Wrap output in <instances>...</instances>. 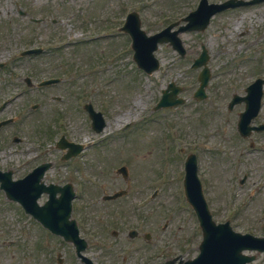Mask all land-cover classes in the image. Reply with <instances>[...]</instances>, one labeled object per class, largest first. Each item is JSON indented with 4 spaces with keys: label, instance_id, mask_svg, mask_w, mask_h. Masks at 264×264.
<instances>
[{
    "label": "rangeland",
    "instance_id": "374dc122",
    "mask_svg": "<svg viewBox=\"0 0 264 264\" xmlns=\"http://www.w3.org/2000/svg\"><path fill=\"white\" fill-rule=\"evenodd\" d=\"M188 1L194 0H0V64L5 63L6 67L14 60L13 57H18L20 51L30 47L51 49L37 57L14 60L5 70H0V104L5 100L10 102L0 117L16 118L14 124L0 129V170L12 166L17 171L18 168L12 164L24 156L34 158L36 147L40 148L41 145L44 158L59 161L61 152L54 148V142L60 134L84 144H92L95 140L106 141L111 136L108 139L113 141L106 146L101 148L103 143H100V146L87 148L72 163L76 171L73 172L70 165L61 167L62 171L74 175L79 183L80 197L79 200L77 198V211L73 216L78 221L81 236L89 244L85 253L96 259L98 264H163L166 258L178 254L191 258L197 253L194 247L195 234L190 237L187 226L191 225L194 230L197 227L191 222L189 210L179 195L181 160L184 155L172 153L174 142L165 139V136L175 130L173 134L178 138L176 140L181 147H186L193 130L203 132L209 127L218 131L219 128L218 133L221 135V129L231 127V122L223 127L222 124L214 123V120L208 122V126L198 125L196 119L203 117L199 111L207 112L208 105L191 101L188 94L192 90L190 86L181 94L187 99L183 106L157 110L159 112L149 117L165 82L172 79L179 85H189L196 81V71H188L175 53L160 45L156 53L161 63L160 69L151 77L146 76L136 70L133 63L128 64L121 57L127 41L117 31L109 29L119 22L122 13L130 7L139 11L142 27L152 33L170 20L167 14L180 13L185 3L194 5ZM17 10L25 11L28 16L20 17ZM116 10L117 16L109 21L110 15ZM9 12L13 23L6 25V29L4 23L8 17L5 13ZM80 12L96 22V26H92L89 31L97 36L98 41L71 47L73 40L84 37L80 31L83 25L79 16L74 15ZM28 17L42 18L43 21L31 26ZM242 24L247 25L251 32H254V28L260 31L264 26V4L216 16L202 37L193 33L183 34L186 44L194 53L200 41L208 48V66L211 70L209 91L215 100H219L218 105L222 108L226 102L224 98L231 93L233 82L244 83L258 67V70L264 69L253 63H242L240 67L234 68V64L224 65L221 60L219 47H232ZM217 33L220 34L217 36ZM195 39H198L197 42ZM58 47L65 48L59 51L56 49ZM245 52L249 54L248 50ZM105 60L106 65L103 67L96 64ZM89 65L93 67L91 76L88 73ZM56 67L65 72L64 82L56 86L28 89L19 79L27 76V73L36 75L35 80L51 77L50 74H58ZM184 81L186 83H181ZM195 85H192L193 88ZM54 96L60 97L59 101L54 100ZM138 100L139 103L136 102ZM86 102H91L104 115L106 127L99 135L89 127V120L82 109ZM31 104H38V107L32 110ZM117 118L120 123L114 125ZM126 124L130 127L121 133ZM50 132L54 134L50 136ZM13 136L20 138L21 142L14 144ZM231 144L228 141L226 145ZM223 157L216 160L201 148V171L211 182L210 209L214 220L228 219L237 231L264 236V208L261 206L264 193L254 199L248 196L249 191L243 187L240 192L233 191L232 200L228 196L226 201L230 169L253 171V176H256L264 171V163L235 162L233 167V161ZM121 165L128 168L130 196L106 203L102 200L103 195L113 194L126 186L125 180L115 173L116 167ZM158 170L160 178L154 185L159 188V192L151 202H144L141 197L148 191V180L158 175ZM215 187L221 190L218 199H215L218 197ZM223 204H233L238 207V211L228 206H225L224 211L219 207ZM95 211H99V215ZM114 211L117 213L114 214ZM140 215L146 216V223L140 221ZM19 219H22L21 214L16 212L11 202L5 200L0 191V220L17 226L20 225ZM23 224L27 241L20 243L21 249L48 251L52 264H56L57 253L61 254L64 264H79L71 245L40 235L34 228L35 224H28L25 219ZM165 224V229H162ZM130 229L138 230L140 236L130 240L127 237ZM112 230L118 231L117 238L111 235ZM144 232L151 235L148 244L143 240ZM150 252L155 254L149 256ZM257 264H264V254L258 255Z\"/></svg>",
    "mask_w": 264,
    "mask_h": 264
},
{
    "label": "flooded vegetation",
    "instance_id": "af4514ba",
    "mask_svg": "<svg viewBox=\"0 0 264 264\" xmlns=\"http://www.w3.org/2000/svg\"><path fill=\"white\" fill-rule=\"evenodd\" d=\"M254 56H256V52L254 51ZM264 85V84H263ZM245 94V93H244ZM244 94H239L241 98H243ZM236 95V93H233ZM230 100V99H229ZM219 100L215 103L218 105ZM214 104L211 101V105ZM227 113H233L237 118L240 112L244 109V103L239 102L237 103L232 109L228 110V102L226 105ZM221 109L219 106L211 107L208 112L212 116L219 115L221 113ZM264 123V119L261 117H255L252 121V124L257 126ZM240 156H243L244 160H249L250 162H264V132H252L250 135L248 149H243V151L239 152ZM254 182V181H253ZM264 205V203H263ZM1 230H0V243L3 242V245L6 248H10L12 246L13 241L9 240H1ZM0 264H45L42 257L35 258L30 254H26L22 249H19L18 246H14L10 250H1L0 249Z\"/></svg>",
    "mask_w": 264,
    "mask_h": 264
},
{
    "label": "water",
    "instance_id": "95a60500",
    "mask_svg": "<svg viewBox=\"0 0 264 264\" xmlns=\"http://www.w3.org/2000/svg\"><path fill=\"white\" fill-rule=\"evenodd\" d=\"M217 7H218V5L215 6V8H217ZM41 210H42V209H41ZM40 213H42V212H40ZM42 214H43V213H42ZM39 217H40V219H41V215H40ZM46 217H47V216H46ZM224 233H225V232H224Z\"/></svg>",
    "mask_w": 264,
    "mask_h": 264
},
{
    "label": "bare ground",
    "instance_id": "6f19581e",
    "mask_svg": "<svg viewBox=\"0 0 264 264\" xmlns=\"http://www.w3.org/2000/svg\"><path fill=\"white\" fill-rule=\"evenodd\" d=\"M136 102H138V103H139V100H138V101H136ZM136 102H135V105H138V103H136Z\"/></svg>",
    "mask_w": 264,
    "mask_h": 264
}]
</instances>
